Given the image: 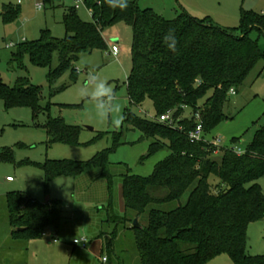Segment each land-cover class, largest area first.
Returning a JSON list of instances; mask_svg holds the SVG:
<instances>
[{"label":"trees","instance_id":"obj_1","mask_svg":"<svg viewBox=\"0 0 264 264\" xmlns=\"http://www.w3.org/2000/svg\"><path fill=\"white\" fill-rule=\"evenodd\" d=\"M84 1L93 12V22H83L77 11L70 9L64 16L65 39H54L48 31H42L38 40L18 46L14 61L21 64L29 57L33 66L49 68L50 85L69 71L75 82L79 77L75 64L81 56L96 50L107 51L104 32L125 24L133 34L128 96L137 107L150 100L156 119L139 118L127 111L124 124L151 141L149 156L165 148L171 154L155 167L150 177L134 176L129 170L122 175L127 216L124 219L114 214L116 177L109 162L110 153L121 145L123 130L115 134L113 150L100 153L87 163L45 164L47 185L59 176L79 178L91 167L99 169V178L108 182V207L113 215L109 221L120 225L132 220V252L138 264H207L222 255L229 256L234 264H264V255L253 257L247 253L249 226L264 219V193L259 185L264 176V128L256 132L243 155L238 156L231 148H221L220 160L214 158L218 154L216 147L207 142L191 143L188 137L196 127L194 116L198 112L205 139L207 133L227 119L224 109L231 90L241 88L255 66L264 61L259 40L251 37L253 32L264 37V14L243 11L239 27L224 30L186 11L167 20L152 9H141L137 1L128 2L127 8L114 7L108 0ZM20 15L21 9L11 5L0 11L6 25L16 22ZM169 30L174 31L178 40L175 52L164 43ZM55 54L60 62L52 70ZM42 95V88L27 78L19 79L13 87L0 78V99L8 109L29 107L35 117L47 113L50 104L42 107ZM201 101H205L202 107ZM186 109H192L194 114L184 117ZM169 112L174 125L159 121L160 116ZM47 129L51 143L77 144L79 129L51 118ZM1 159L7 160L8 156ZM213 179L217 182L215 187L211 185ZM157 192L164 195L155 196ZM187 192L185 205L167 209L179 203ZM2 206L13 230L12 242L0 264H27L26 242L33 237L43 238L48 229H60L64 204L59 201L44 204L26 193L14 192L5 196ZM128 213L139 219L140 229L133 227L135 219L128 218ZM118 233L115 230L109 240L104 239V232L95 238L103 241L102 253H115Z\"/></svg>","mask_w":264,"mask_h":264},{"label":"rangeland","instance_id":"obj_2","mask_svg":"<svg viewBox=\"0 0 264 264\" xmlns=\"http://www.w3.org/2000/svg\"><path fill=\"white\" fill-rule=\"evenodd\" d=\"M8 1L5 4H9ZM134 1L141 9H152L167 20H173L186 11L192 17L210 20L224 30L238 28L243 11L264 14V0H128ZM76 5L77 0H44L43 10H38L34 2L23 0L19 20L6 25L0 18V78L10 87L15 86L19 79H29L33 85L42 88V107L50 104L49 112H41L35 117L29 107L8 109L0 99V198L21 192L44 204L53 201L64 204L61 228L48 229L45 232L47 237H33L26 242L24 254L27 264H138L132 252V220L120 225L109 221L113 215L108 207V182L99 178V169L91 167L79 178L59 176L48 185L43 170V166L51 161L87 163L98 154L113 150L115 134L123 130L121 145L110 153L109 162L116 177L112 200L114 214L118 219H124L127 216L122 195V175L129 170L134 176L150 177L155 167L170 156L168 148L149 156L151 141L144 139L140 131L124 124L127 111L139 118L156 119L150 100L137 107L131 104L128 96L126 84L132 68L131 28L119 24L112 30L119 34L118 57L111 52L113 40L116 39H110L109 32L106 36L111 44L107 51L96 50L81 56L75 64L79 71L75 82H72L69 71L50 85L49 68L33 66L29 57H25L21 64L13 59L20 44L38 40L42 31H48L54 39H65L64 16L67 10L75 9ZM77 14L83 22H93V16L83 1ZM251 37L259 40L260 48L264 51V37H259L257 32H253ZM10 45L12 47H8ZM59 62V55L55 54L52 70L58 68ZM90 73L105 80L115 94L118 111L106 119L97 117L94 104L81 94L84 88L91 91ZM204 102L201 101L199 106L202 107ZM224 113L227 119L207 133L206 140L213 142L220 139L219 146L223 149L238 147L246 151L256 132L264 128V61L255 66L235 95H229ZM193 114L192 109H186L184 117ZM50 118L79 129L77 144L51 143L47 129ZM5 155L8 159L2 160L1 156ZM219 156L218 152L214 158L220 160ZM7 177L14 182L8 183ZM216 183L213 179L211 185L215 187ZM259 185L264 193V176ZM163 195V192L155 193L158 197ZM188 198L189 192L179 203H173L167 209L185 205ZM133 216V213H128V218L134 220ZM141 222L144 223L143 220ZM12 230L0 201V261L12 242ZM115 230L119 232L115 253H102L101 245L95 238L104 232V239L109 240ZM76 239H87V244L75 246L73 243ZM247 253L253 257L264 255V219L249 226ZM103 258H109V262H104ZM207 264L234 263L229 256L222 255Z\"/></svg>","mask_w":264,"mask_h":264},{"label":"clouds","instance_id":"obj_3","mask_svg":"<svg viewBox=\"0 0 264 264\" xmlns=\"http://www.w3.org/2000/svg\"><path fill=\"white\" fill-rule=\"evenodd\" d=\"M108 3L114 7L127 8L128 0H108ZM166 47L175 52L177 49L178 40L173 30L164 36ZM89 82L92 86L91 91L84 88L81 94L94 104L95 114L100 119H106L115 111H118V105L115 102V94L112 92L108 83L94 73L89 74Z\"/></svg>","mask_w":264,"mask_h":264},{"label":"built area","instance_id":"obj_4","mask_svg":"<svg viewBox=\"0 0 264 264\" xmlns=\"http://www.w3.org/2000/svg\"><path fill=\"white\" fill-rule=\"evenodd\" d=\"M28 1H31V2H34L35 3V6L38 10H43L44 8V0H28ZM84 2V0H77V5H76V8L75 10L76 11H79L80 10V4L81 2ZM19 5H21L23 3V0H19ZM89 9V8H88ZM89 12L92 14L93 16V12L91 9H89ZM14 46V45H13ZM8 47H12V45L8 46ZM111 52L112 54L115 56V57H118V54H119V48L116 44H113L112 46V49H111ZM231 95H235L236 92L234 90H231L230 92ZM195 118V122H196V127L193 131H191L188 135L189 137V140L191 141V143H200V142H207L208 144L210 145H213L214 147L217 148L216 152L215 153H218L221 149V147L219 146L220 144V139H216L215 141L213 142H208L205 137H204V124H203V121H202V118H201V114L198 112L195 114L194 116ZM159 121L161 123H166V124H169V125H174V119L172 117V113L169 112L163 116H160L159 117ZM233 150V152L235 154H237L238 156H241L245 153L244 150H242L241 148H238V147H234V148H231ZM8 181H13L11 178L8 179ZM47 233L43 234V237H47ZM54 242H57V240H54ZM87 244V239H84V240H74V245L75 246H78V245H81V244ZM103 261L104 262H107L108 259L107 258H103Z\"/></svg>","mask_w":264,"mask_h":264},{"label":"crops","instance_id":"obj_5","mask_svg":"<svg viewBox=\"0 0 264 264\" xmlns=\"http://www.w3.org/2000/svg\"><path fill=\"white\" fill-rule=\"evenodd\" d=\"M5 1H8V0H0V11L2 12L3 11V7L4 6H9V5H11V6H13V7H19L20 9H21V7H20V5H19V0L17 1V0H11V1H8L9 2V4H5ZM15 4V5H14ZM67 12H68V10L66 11V14H67ZM20 17H21V15H20ZM19 17V18H20ZM19 20V19H18ZM5 24V23H4ZM114 29V27L113 28H110V29H108V30H106L105 32H104V37H105V40L107 41V44H108V47H109V45L111 44V43H109L110 41H109V38L110 39H116L118 42H116V40H113V44H116V45H118L119 44V40L117 39L118 37H119V34H118V31H115L114 33L112 32V30ZM109 32V33H108ZM109 34L110 36H109V38H107V36H106V34ZM113 46V45H112ZM7 179V182L8 183H13L14 181H8V179H10V177H7L6 178ZM4 198H5V195L2 197L1 196V198H0V201L2 202L3 200H4ZM100 245H101V250H102V246H103V242L101 241V240H96Z\"/></svg>","mask_w":264,"mask_h":264},{"label":"water","instance_id":"obj_6","mask_svg":"<svg viewBox=\"0 0 264 264\" xmlns=\"http://www.w3.org/2000/svg\"><path fill=\"white\" fill-rule=\"evenodd\" d=\"M116 42H118V41L116 40ZM90 130L93 131L92 128H90ZM133 227H135V228H139V229L141 228V226H140V224H139V219H138V218L134 220V222H133Z\"/></svg>","mask_w":264,"mask_h":264}]
</instances>
